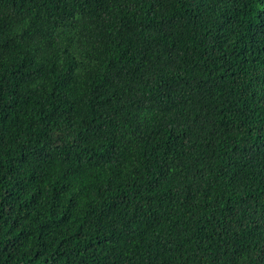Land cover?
I'll return each instance as SVG.
<instances>
[{"label": "trees", "instance_id": "1", "mask_svg": "<svg viewBox=\"0 0 264 264\" xmlns=\"http://www.w3.org/2000/svg\"><path fill=\"white\" fill-rule=\"evenodd\" d=\"M0 264H264V0H0Z\"/></svg>", "mask_w": 264, "mask_h": 264}]
</instances>
